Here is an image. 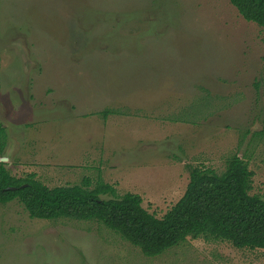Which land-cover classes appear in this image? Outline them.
Returning a JSON list of instances; mask_svg holds the SVG:
<instances>
[{"label": "rangeland", "instance_id": "rangeland-1", "mask_svg": "<svg viewBox=\"0 0 264 264\" xmlns=\"http://www.w3.org/2000/svg\"><path fill=\"white\" fill-rule=\"evenodd\" d=\"M263 38L228 0H0V163L49 188L102 181L161 218L192 167L237 155L264 198ZM0 264H264V249L188 238L148 257L14 200Z\"/></svg>", "mask_w": 264, "mask_h": 264}, {"label": "trees", "instance_id": "trees-1", "mask_svg": "<svg viewBox=\"0 0 264 264\" xmlns=\"http://www.w3.org/2000/svg\"><path fill=\"white\" fill-rule=\"evenodd\" d=\"M239 15L264 33V0H228ZM264 40V38H263ZM264 63V56L262 58ZM112 111L102 114L107 117ZM0 124V151L6 141ZM253 173L231 156L225 168L192 167L182 197L161 217L142 206V198L98 181L49 188L35 173L12 175L0 163V204L17 200L31 219L95 221L120 235L148 257L189 239L223 241L237 249H264V198L251 194ZM9 188H13L9 190Z\"/></svg>", "mask_w": 264, "mask_h": 264}, {"label": "water", "instance_id": "water-1", "mask_svg": "<svg viewBox=\"0 0 264 264\" xmlns=\"http://www.w3.org/2000/svg\"><path fill=\"white\" fill-rule=\"evenodd\" d=\"M13 188H9V190H12Z\"/></svg>", "mask_w": 264, "mask_h": 264}]
</instances>
